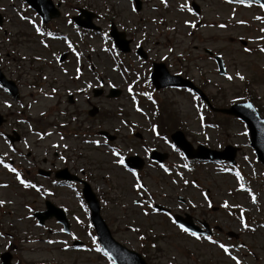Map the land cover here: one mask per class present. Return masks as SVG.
Returning a JSON list of instances; mask_svg holds the SVG:
<instances>
[{
	"label": "rangeland",
	"instance_id": "1",
	"mask_svg": "<svg viewBox=\"0 0 264 264\" xmlns=\"http://www.w3.org/2000/svg\"><path fill=\"white\" fill-rule=\"evenodd\" d=\"M61 1L62 14H72V8L82 7L99 16L96 23L103 30L111 21L124 30L133 40L131 53L123 55L130 70L120 68L119 60L108 56L103 37L94 34L83 38L76 34V68L68 64L71 70L65 66L58 69L55 48H43L39 38L34 37L33 16L22 13V1L0 0V13L5 17L4 27H0V55L4 56L0 62L6 72L17 71L15 76L25 79L21 102H10L11 97L0 93V109L8 118L2 131L16 129L25 137L17 143V150L30 152V160H35L38 168L50 172L54 162L55 169L88 180L113 237L142 254L149 264H236L232 257L240 264H264V169L256 162L245 127L235 119L212 113H208L209 120L221 126L204 125L202 119L207 112L193 96L171 89L154 92L149 81L152 62H162L171 74L181 72L193 80L216 106L228 107L235 100L249 99L262 109L264 117L262 7L196 0L202 9L196 15L188 0H142L140 12L135 11L131 0ZM57 22V27L72 32L65 18ZM138 47L148 53V62L141 63L135 51ZM59 50L66 47L59 46ZM209 51L222 57L225 76L219 75ZM37 57L43 58V64L33 63ZM37 69L43 70L46 81L39 80ZM64 70L75 74L76 81ZM79 72L84 75L78 76ZM85 79L97 90L101 79L112 81L109 86L118 87L121 97H97L101 91L93 94L95 88L83 95V89L88 88L83 84ZM132 79L137 85L131 84ZM35 82L41 86L31 90L28 84ZM68 89L75 94L74 105L68 101L72 94ZM108 89L103 88L105 92ZM148 96H154L156 104L161 105L160 134L183 131L194 146L217 150L229 145L239 147L238 168L201 162L185 166L179 152L170 150L164 139L156 137L151 122L155 107ZM7 102L13 105V111L5 108ZM95 107L99 114L89 117ZM31 127L45 131L46 137L39 140ZM101 131L119 135L112 149L95 145L94 140L100 138L94 135ZM151 148L170 153V160L163 165L146 163L137 174L119 163L120 157L130 155L146 161L145 154ZM0 150L10 157L2 138ZM11 157L22 163L21 157ZM34 164L23 163L28 170ZM229 169L246 182L243 184ZM32 179L47 185L37 176ZM56 192L55 197L46 199L66 210L70 235L64 234L54 219L38 225L34 215L44 210L45 199L21 188L11 172L0 166V255L12 252L15 264H112L97 245L90 212L79 190L70 191L65 186ZM158 206L169 209L172 215L190 218L196 226L207 223L216 233L211 238L192 236L179 229L170 216L155 210ZM213 207L218 209L214 211ZM230 233L235 235L231 237ZM75 241L83 245L74 249ZM221 244L228 248L227 253Z\"/></svg>",
	"mask_w": 264,
	"mask_h": 264
},
{
	"label": "flooded vegetation",
	"instance_id": "2",
	"mask_svg": "<svg viewBox=\"0 0 264 264\" xmlns=\"http://www.w3.org/2000/svg\"><path fill=\"white\" fill-rule=\"evenodd\" d=\"M53 23H54V22H52V23L50 24V26H52ZM10 76H11V78H14V79L17 80V81H16L17 84L20 83V82H22L21 80L18 81V78L15 77V75H12V74H11ZM73 87H76V86H73ZM69 96H70V95H69ZM69 96H68V100H69V98H70ZM15 153H17V155L19 154L18 152H15ZM32 158H33V157L31 156V153H28L27 156L25 157V160H27L29 163H31V164H32V163H35L34 165H31V169L28 170L25 166H24V167H21L22 169L25 170L26 174H27L28 176H30V177H32L34 173H37V172L40 170V167H39V168L37 167L38 164H36L35 160H33V161L30 160V159H32ZM46 160H47V158H44V159H43V161H45V163H46ZM54 166H55V163L52 162V163H51V167L49 168V171H51L53 174L58 170V169H55ZM46 170H47V169H46ZM53 179H54V177H51V178H49V179H45V180H47V185H49L50 182L52 183V182H53ZM27 184L30 185L29 182H27Z\"/></svg>",
	"mask_w": 264,
	"mask_h": 264
},
{
	"label": "snow or ice",
	"instance_id": "3",
	"mask_svg": "<svg viewBox=\"0 0 264 264\" xmlns=\"http://www.w3.org/2000/svg\"><path fill=\"white\" fill-rule=\"evenodd\" d=\"M262 51H264V49H262ZM229 79H231V77H229ZM241 79H243V77H241ZM153 131H155V129H153ZM119 163L121 165H123L125 163L123 157H120ZM133 174H135V173H133ZM21 182L23 183V181H21ZM137 187H139V185H137ZM245 227H247V225H245ZM184 231L187 232L188 230L184 229ZM191 235L195 236L196 234L195 233H191ZM197 238H199V237H197ZM50 243H51V241H50ZM220 247L224 250V252H226V253L228 252V248L225 247L223 244H221ZM97 250L99 251V249H97ZM232 259L236 261V264H240V261L236 260V257H232Z\"/></svg>",
	"mask_w": 264,
	"mask_h": 264
},
{
	"label": "water",
	"instance_id": "4",
	"mask_svg": "<svg viewBox=\"0 0 264 264\" xmlns=\"http://www.w3.org/2000/svg\"><path fill=\"white\" fill-rule=\"evenodd\" d=\"M236 115H239V116H241L240 114H236ZM263 122V121H262ZM264 123V122H263ZM253 132H254V134H255V130H253ZM254 134H253V137H254V139H255V136H254ZM180 144H181V146L182 147H186V143L184 142V141H182V142H179ZM188 151V150H187ZM203 156H205V155H203ZM259 157H260V160L264 163V150H262L261 152H259Z\"/></svg>",
	"mask_w": 264,
	"mask_h": 264
}]
</instances>
